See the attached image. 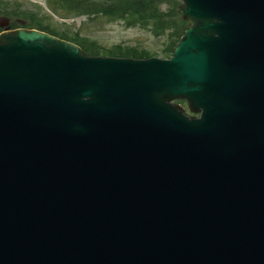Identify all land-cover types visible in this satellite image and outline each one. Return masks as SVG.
Instances as JSON below:
<instances>
[{"label":"water","instance_id":"water-1","mask_svg":"<svg viewBox=\"0 0 264 264\" xmlns=\"http://www.w3.org/2000/svg\"><path fill=\"white\" fill-rule=\"evenodd\" d=\"M185 2L170 61L0 34V264H264V0Z\"/></svg>","mask_w":264,"mask_h":264},{"label":"rangeland","instance_id":"rangeland-1","mask_svg":"<svg viewBox=\"0 0 264 264\" xmlns=\"http://www.w3.org/2000/svg\"><path fill=\"white\" fill-rule=\"evenodd\" d=\"M2 1L32 11L36 13L37 19L50 22L53 26L68 27V29L78 32L82 38L99 43L103 47H111L113 44L138 45L155 53L164 46L163 43L166 40L164 35L159 37L152 34L147 28L127 26L122 20L118 19L109 20L103 16H89L86 14L62 18L58 12L54 13L48 6L47 0ZM163 7H166V5ZM2 18L5 17L0 15V19Z\"/></svg>","mask_w":264,"mask_h":264},{"label":"trees","instance_id":"trees-1","mask_svg":"<svg viewBox=\"0 0 264 264\" xmlns=\"http://www.w3.org/2000/svg\"><path fill=\"white\" fill-rule=\"evenodd\" d=\"M160 2L162 0H51L50 5L59 10L62 14H69L76 12L79 14H105L113 17H127L129 15L142 17L146 20L154 21L158 27L161 28V25L167 22V19L172 18L174 21L175 28V39L179 37L181 31L184 27V21L181 19L180 15L177 13L175 6L172 5L167 9V12L160 11ZM167 2H170L168 0ZM6 3L0 2V7L5 6ZM1 12L6 13L11 16H22L24 21L29 27H38L41 29H46L48 31L57 32L64 37L69 39L76 40L77 37H71V35L66 31H61L53 28L49 24H44L41 20L34 18L33 16H28V13L23 10H10L2 9ZM18 20H15V23H18ZM90 50L92 52H100L99 47L91 45ZM122 49L116 47L115 49L110 50L120 52ZM139 54V53H137Z\"/></svg>","mask_w":264,"mask_h":264}]
</instances>
